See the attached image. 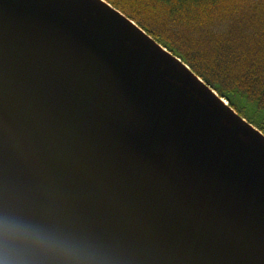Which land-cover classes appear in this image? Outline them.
<instances>
[{
    "label": "water",
    "instance_id": "95a60500",
    "mask_svg": "<svg viewBox=\"0 0 264 264\" xmlns=\"http://www.w3.org/2000/svg\"><path fill=\"white\" fill-rule=\"evenodd\" d=\"M0 218L32 264H264V135L104 0H0Z\"/></svg>",
    "mask_w": 264,
    "mask_h": 264
},
{
    "label": "trees",
    "instance_id": "16d2710c",
    "mask_svg": "<svg viewBox=\"0 0 264 264\" xmlns=\"http://www.w3.org/2000/svg\"><path fill=\"white\" fill-rule=\"evenodd\" d=\"M264 124V0H104Z\"/></svg>",
    "mask_w": 264,
    "mask_h": 264
},
{
    "label": "clouds",
    "instance_id": "9594fccd",
    "mask_svg": "<svg viewBox=\"0 0 264 264\" xmlns=\"http://www.w3.org/2000/svg\"><path fill=\"white\" fill-rule=\"evenodd\" d=\"M34 255H69L56 238L27 223L0 218V264H32Z\"/></svg>",
    "mask_w": 264,
    "mask_h": 264
},
{
    "label": "flooded vegetation",
    "instance_id": "af4514ba",
    "mask_svg": "<svg viewBox=\"0 0 264 264\" xmlns=\"http://www.w3.org/2000/svg\"><path fill=\"white\" fill-rule=\"evenodd\" d=\"M254 127H256L263 135H264V124L262 123V128H263V130L262 129H260L259 127H257L256 125H254V124H252Z\"/></svg>",
    "mask_w": 264,
    "mask_h": 264
}]
</instances>
